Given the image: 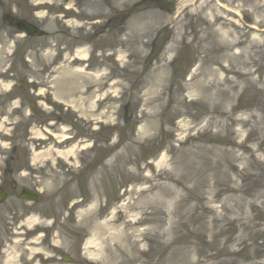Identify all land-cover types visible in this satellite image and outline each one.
Instances as JSON below:
<instances>
[{
  "label": "rangeland",
  "instance_id": "374dc122",
  "mask_svg": "<svg viewBox=\"0 0 264 264\" xmlns=\"http://www.w3.org/2000/svg\"><path fill=\"white\" fill-rule=\"evenodd\" d=\"M112 1L128 18L109 39V65L92 53L97 74L80 71L70 46L45 74L52 54L30 63V88L47 103L16 143L19 166L43 191L37 209L62 215L54 235L30 243L52 256L32 264H63L55 249L72 264H264V0ZM233 39L253 84L221 93L208 68ZM123 240L138 243L134 262Z\"/></svg>",
  "mask_w": 264,
  "mask_h": 264
},
{
  "label": "flooded vegetation",
  "instance_id": "af4514ba",
  "mask_svg": "<svg viewBox=\"0 0 264 264\" xmlns=\"http://www.w3.org/2000/svg\"><path fill=\"white\" fill-rule=\"evenodd\" d=\"M59 3L63 8H68L75 5L77 0H61ZM66 4H69V6ZM41 9L42 6L37 5L35 2L25 17L27 21L38 25L40 28L43 25L42 21L38 20ZM59 11L62 10L59 9ZM20 12H22V8H17L13 15H0V31L2 28H6V26L7 28L10 27V25L8 26V22L13 26ZM73 16L67 12H63L62 14L64 22L71 21ZM109 26L110 24L108 23L107 29H109ZM40 34L41 36L39 37L44 36L43 31H40ZM26 43L29 48L28 52H30V37L27 38ZM18 96L20 94L16 91L0 95V119H3L1 116L10 105L20 102ZM25 97L27 96L25 95ZM18 172V165L14 154L11 152L3 156L2 151H0V264H19L18 260L15 261L11 258L13 255V243L18 240L19 234L22 235V240L25 243H30V237L35 234L34 232L30 233L29 228H25L26 217L30 215V202L28 203L21 199L22 188H17V185L14 184V179L18 176ZM27 189L30 190V188ZM21 264H27V262L22 260Z\"/></svg>",
  "mask_w": 264,
  "mask_h": 264
},
{
  "label": "bare ground",
  "instance_id": "6f19581e",
  "mask_svg": "<svg viewBox=\"0 0 264 264\" xmlns=\"http://www.w3.org/2000/svg\"><path fill=\"white\" fill-rule=\"evenodd\" d=\"M209 35H212L214 37L215 33L213 31V29L211 28V30L209 31ZM221 36L224 38H226L227 36V32H222ZM234 41L235 39L232 40V42L230 44H227L223 47V50L220 52L219 56H218V60H222V61H226L227 64H224L222 66H219L217 69H209L208 73H210V75L212 76V79L214 80H218L215 83V86H217L219 92H224L226 89L224 87L225 84L230 83L232 85H239L241 83H243L244 85L250 86L253 84V81L250 80V78H248L247 74H243L240 71V66L237 65V59H238V55L236 53L231 52V48L234 45ZM85 55H81V58H84ZM222 71L223 73H232V75L234 76L231 80L228 79L227 77L221 79V81H219V76H218V71ZM241 74V75H238ZM247 76V77H246ZM212 84L209 85V87H211ZM232 87V86H231ZM207 92V91H206ZM207 96V95H206ZM67 154L70 153H62L59 152V155H61L62 157H67ZM32 221H30V225H31ZM125 239V238H124ZM124 241V246L123 247V251L126 252L128 251V256L126 258L123 259L124 262L128 261V262H134L135 261V255L137 252V246L138 243L137 242H133V243H129ZM92 242L87 241L86 245H91ZM130 252H133L130 255Z\"/></svg>",
  "mask_w": 264,
  "mask_h": 264
},
{
  "label": "water",
  "instance_id": "95a60500",
  "mask_svg": "<svg viewBox=\"0 0 264 264\" xmlns=\"http://www.w3.org/2000/svg\"><path fill=\"white\" fill-rule=\"evenodd\" d=\"M65 260H68L67 258H65Z\"/></svg>",
  "mask_w": 264,
  "mask_h": 264
}]
</instances>
